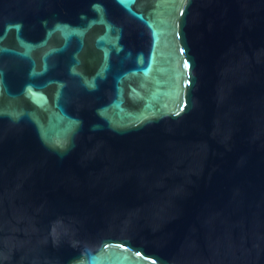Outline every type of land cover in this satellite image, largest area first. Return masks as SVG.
<instances>
[{
    "label": "water",
    "instance_id": "1",
    "mask_svg": "<svg viewBox=\"0 0 264 264\" xmlns=\"http://www.w3.org/2000/svg\"><path fill=\"white\" fill-rule=\"evenodd\" d=\"M0 264H264V0H0Z\"/></svg>",
    "mask_w": 264,
    "mask_h": 264
},
{
    "label": "snow or ice",
    "instance_id": "2",
    "mask_svg": "<svg viewBox=\"0 0 264 264\" xmlns=\"http://www.w3.org/2000/svg\"><path fill=\"white\" fill-rule=\"evenodd\" d=\"M3 114H5V113H3V112H0V115H3Z\"/></svg>",
    "mask_w": 264,
    "mask_h": 264
}]
</instances>
